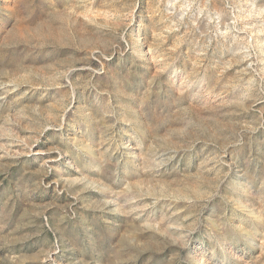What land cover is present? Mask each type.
Listing matches in <instances>:
<instances>
[{
  "label": "rangeland",
  "instance_id": "1",
  "mask_svg": "<svg viewBox=\"0 0 264 264\" xmlns=\"http://www.w3.org/2000/svg\"><path fill=\"white\" fill-rule=\"evenodd\" d=\"M0 264H264V0H0Z\"/></svg>",
  "mask_w": 264,
  "mask_h": 264
}]
</instances>
